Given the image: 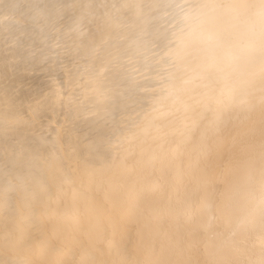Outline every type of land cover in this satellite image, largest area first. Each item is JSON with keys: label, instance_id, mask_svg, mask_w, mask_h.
I'll return each instance as SVG.
<instances>
[{"label": "bare ground", "instance_id": "obj_1", "mask_svg": "<svg viewBox=\"0 0 264 264\" xmlns=\"http://www.w3.org/2000/svg\"><path fill=\"white\" fill-rule=\"evenodd\" d=\"M0 264H264V0H0Z\"/></svg>", "mask_w": 264, "mask_h": 264}]
</instances>
